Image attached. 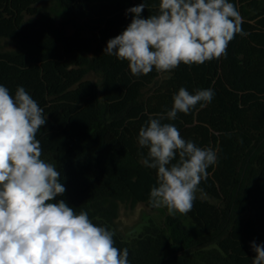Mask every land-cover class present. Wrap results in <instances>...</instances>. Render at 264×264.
I'll return each mask as SVG.
<instances>
[{"label":"trees","instance_id":"16d2710c","mask_svg":"<svg viewBox=\"0 0 264 264\" xmlns=\"http://www.w3.org/2000/svg\"><path fill=\"white\" fill-rule=\"evenodd\" d=\"M142 0H0V85L23 87L44 109L37 139L42 159L61 171L63 199L128 249L129 264H251V243L264 244V0H230L247 35L226 55L171 73L134 77L127 62L103 53L131 22ZM147 0L142 17L156 14ZM183 87L214 91L210 103L178 114L186 140L217 150L218 162L199 185L191 212L153 221L124 239L122 206L153 208L154 169L141 163L138 132L150 115L171 108ZM188 218L190 226L183 219Z\"/></svg>","mask_w":264,"mask_h":264},{"label":"clouds","instance_id":"9594fccd","mask_svg":"<svg viewBox=\"0 0 264 264\" xmlns=\"http://www.w3.org/2000/svg\"><path fill=\"white\" fill-rule=\"evenodd\" d=\"M147 0L126 10L132 19L103 51L127 62L134 77L155 69L171 73L181 64L201 65L226 55L243 31V18L230 0H159L156 14L141 13ZM214 91L181 87L166 112L150 115L138 132L141 163L156 171L149 193L153 208L169 215L192 211L199 185L218 162L217 150L183 138L173 123ZM44 109L23 88L14 96L0 85V264H129L128 249L115 246L114 233L79 213L62 196L61 171L42 159L36 138L45 125ZM251 264H264V244L253 241Z\"/></svg>","mask_w":264,"mask_h":264},{"label":"rangeland","instance_id":"374dc122","mask_svg":"<svg viewBox=\"0 0 264 264\" xmlns=\"http://www.w3.org/2000/svg\"><path fill=\"white\" fill-rule=\"evenodd\" d=\"M15 46L16 43L12 39L0 38V50H12ZM168 215L165 208H149L143 203L133 208L122 206L116 225L123 238L128 240L137 236L150 221L163 226ZM174 215L181 216L179 213ZM182 219L187 226H190L188 218L182 217Z\"/></svg>","mask_w":264,"mask_h":264}]
</instances>
